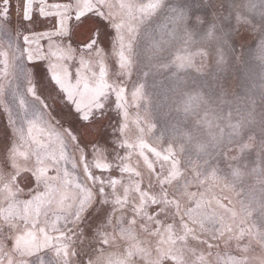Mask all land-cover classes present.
Masks as SVG:
<instances>
[{"label": "rangeland", "instance_id": "rangeland-1", "mask_svg": "<svg viewBox=\"0 0 264 264\" xmlns=\"http://www.w3.org/2000/svg\"><path fill=\"white\" fill-rule=\"evenodd\" d=\"M10 3L0 264H264V0Z\"/></svg>", "mask_w": 264, "mask_h": 264}, {"label": "snow or ice", "instance_id": "snow-or-ice-1", "mask_svg": "<svg viewBox=\"0 0 264 264\" xmlns=\"http://www.w3.org/2000/svg\"><path fill=\"white\" fill-rule=\"evenodd\" d=\"M7 2L8 3V7L9 9L11 8V3H10V0H0V3H5ZM38 20V17L37 16H28V17H24L23 15H21L20 17V20H19V23L21 26L24 27L25 31H29L28 29V25L30 24H35ZM25 43H27V41L25 40ZM29 63H32V61H29Z\"/></svg>", "mask_w": 264, "mask_h": 264}]
</instances>
